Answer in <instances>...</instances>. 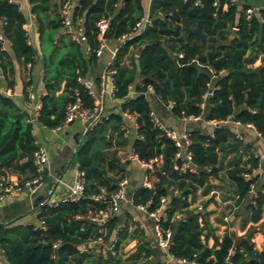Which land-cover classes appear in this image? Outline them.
I'll return each instance as SVG.
<instances>
[{"label":"trees","instance_id":"16d2710c","mask_svg":"<svg viewBox=\"0 0 264 264\" xmlns=\"http://www.w3.org/2000/svg\"><path fill=\"white\" fill-rule=\"evenodd\" d=\"M59 1L61 7L68 0ZM29 4L38 27L45 91L40 98L37 122L54 130L62 126L70 103L79 100L84 108L93 107L88 89L78 79L96 64L95 51L101 45L96 24L108 20V39L118 41L144 18V10L142 0H75L72 21L76 25L81 20L85 43L91 52L85 59L80 44L63 29L60 11L52 0H29ZM247 10L246 7L240 10L231 0H151L150 24L121 43L109 66L113 72L114 98L122 100L121 114L134 116L137 125L133 156L140 162L160 159L157 166L145 171L149 186H140L132 193V207L149 202L148 211L154 212L160 207V198H167L165 217L158 222L163 232H172L167 252L190 263L226 264L228 258L230 264H264V250L255 249L251 235L235 243L229 233L220 241L214 239L209 248L202 240L200 213L188 210L189 195L199 188L206 192L213 188L210 179L218 178L219 152L227 147L229 129L218 127L211 136L189 133L191 145L186 153L191 155L190 168L175 170V166H182L183 158H176L180 151L166 132L153 126L149 116L152 108L145 94L151 88L159 102L165 106L172 104V114L178 118L199 117L212 77L221 74L207 100L206 119L232 118L240 125H251L264 141V10L249 19ZM61 29L63 33L57 38ZM234 30L236 35L231 37ZM4 42L9 44L15 59L22 60L24 65L33 64L35 51L28 44L26 18L11 0H0V69L8 78L13 76V68ZM138 48L141 53L135 58ZM257 60L261 66L254 69ZM136 73L142 83L135 88V95L129 97ZM13 86L12 79L9 88ZM121 122L118 114L102 118L88 131L86 143L77 153L84 199L40 207L38 218L43 222L40 228L0 224L3 264H160L148 263L149 250L143 244L128 261H122L123 244L141 236V232H129L127 222L118 231L117 215L103 224L88 217L89 213L107 210L109 195L123 177L117 174L114 177L118 178H107L102 166L107 164L110 171H115L118 161L115 153L110 154V159H98L100 149L111 148L113 140L123 136ZM32 131L29 114L11 97L0 94V178L24 181L36 175L33 153L37 147ZM244 150L246 161L239 157L225 171L233 187L235 206L250 196L252 186L259 184L256 198L246 207L249 217L242 226L264 218V181L259 183V176L253 175L259 159L249 147ZM245 174L250 178H244ZM180 192L179 197L175 195ZM99 195L103 200H93ZM177 214H181L179 219L175 217ZM98 242L102 245L112 242L105 257L96 254ZM90 243L95 244L91 250L81 249Z\"/></svg>","mask_w":264,"mask_h":264},{"label":"crops","instance_id":"0c3cea01","mask_svg":"<svg viewBox=\"0 0 264 264\" xmlns=\"http://www.w3.org/2000/svg\"><path fill=\"white\" fill-rule=\"evenodd\" d=\"M11 1L19 6L20 11L26 18V34L28 37V44L35 51V59L32 65H24L22 60L15 59L9 47V44L4 42L3 48L9 54L13 68V76L5 78L0 69V94L11 97L17 104V106H19L22 110L26 111L29 114L33 123L32 133L34 136L35 145L37 148H41L45 151L48 158V163L45 166L44 184L37 195L30 197L29 195L22 193L21 195L11 196L0 203V224H9L13 226L31 225L36 228H40V220L38 218V203L40 199L45 196L47 189L50 187H53L55 189L53 197L54 200L62 198L73 188L75 177L79 172L77 153L80 150L81 146L86 143L87 133L90 129L86 128L85 123L78 121L69 124L68 126L61 128L60 130L47 129L37 122L38 112L40 110V98L45 94L44 84L42 82L43 62L39 48L38 27L36 24V18L31 13L29 0ZM72 2L74 6L75 0H72ZM150 2L151 0H142L144 18L148 19ZM233 3L240 10L246 7L252 12V15L261 10H264V0H233ZM52 4L58 6V11H60L59 8L61 7L59 5V0H52ZM62 33L63 30H59L56 37L58 38L59 34ZM102 44L104 46V50L101 56L97 57L95 67L88 70L86 76L81 79L82 82L87 85L90 93H92L93 95H98L101 74L112 63L116 50L119 48V41L116 40L107 39L103 41ZM80 46L85 59H87L91 53L88 46L85 42L80 44ZM134 57L137 58L135 53ZM127 64H129V60L127 61ZM259 66H261V62L257 60L253 65V68L255 69ZM219 76H221V74H219ZM219 76L212 77L208 87V92L204 95V108L201 110L202 114L198 118H178L174 116L171 111L172 104L165 106L156 99L153 94V90L151 88H148V91L145 95L152 108L151 112H153L159 119L162 130L167 133L175 134L178 137H182L183 135L189 134L191 132H199L202 135L211 136L214 130L218 127L228 128L231 132V136L226 143V149H224L225 153L223 154L225 155L222 157L223 161L226 157L229 160V162L225 166V170L228 169V166L232 161L238 159L239 157H241L242 162L246 161L247 158L243 155V152L245 151L244 149L246 147H249V150H251L254 156L259 159V169L257 171V175L259 176V183H261V181H264V141L256 134L254 128L250 127L249 125H240L232 118L226 121H217V123L215 124H209V121L206 119L207 113L209 111L207 100L210 96L211 91L214 89L215 83ZM12 79L14 82V86L12 88H9V83ZM141 83L142 79L140 78L139 73H136L134 84L129 92V97L135 95L134 90L137 86H141ZM27 84H29V86H26ZM107 91V95H105V97L101 100L103 118H107L111 114L121 115V126L125 132L123 133L122 137H120L119 139L117 138L118 142H116L117 140L115 139L113 140V146L111 148L100 149L98 159L99 161L101 159H110V154L115 153L118 160L115 163V171H110L107 164H102L107 174V178H118L114 177L117 174L123 176L122 179L126 180L128 183L127 189L130 188L133 193L135 189L140 186H144L147 183L145 174L146 169L142 167L140 163H138L139 160L136 161V158L133 156V144L136 139L137 125L135 119L133 120L131 119V117H128V114H121L120 107L122 104V100L115 99L113 95L110 94L109 85H107ZM25 93H27V95L31 93L34 98L30 100L28 96H25ZM132 117L134 118V116ZM106 137H108V134ZM220 153H222V151L219 152V159ZM218 168L219 176V174L224 171H222L221 161L218 165ZM224 178H226V176ZM219 179H221V177L214 179L215 183H218ZM226 182L232 189V193H228L227 196L230 195V197L235 200L233 187L228 182L227 178L225 180V183ZM211 185L213 186V188L208 192H206L203 188H199L194 194L188 196V202L190 203L188 210L190 212H202L201 207H196V202H198V200H205V208L207 206H210L206 202L213 198L219 204H221L222 201L220 199V190H214L216 186H214L213 184ZM256 186H259V184H257ZM256 189H258V187ZM102 194H105L104 190H102ZM196 194L198 196V200L195 202L193 198ZM226 200H229L225 201V204H227V208L228 205H231L229 204L231 202V199L228 198ZM250 200L251 195L248 196V198L245 199L239 206L231 205L233 206L232 209L234 211H237V214H239L240 216L242 208V211H246L247 205L249 204V202H251ZM195 207L197 208V210L194 211ZM116 215L120 218L118 231L119 229H122L127 222L129 232H133L135 230L141 232V236L133 240H128L123 244V247L120 251V257L122 261H128V259L136 252L137 247L143 244L146 245L147 249L149 250L148 263L157 262L160 264H176L167 252L168 247L161 248L157 246L155 238V222L145 214L139 212L136 207H132L131 200L129 202L126 200V202L121 205ZM126 215L129 216L127 220ZM175 217L176 219H179L181 217V214H177ZM228 219L230 222H232L233 220L235 221L233 229H225L224 227L220 226L219 228H221V230H218L217 227H213V229L210 230L211 235H209L210 237H208L207 240L206 238L204 240V238L202 237L203 242L209 248L213 246L214 239L220 241L224 234L235 233L237 228V221L240 220V217H228ZM239 226L240 230H238V234L240 235V237L245 236L247 238L249 236V233L246 234V232L254 227L255 224L248 222L244 226H241L240 223ZM251 232L254 233L257 231L253 229ZM258 232L260 233H254L255 239L253 240L251 238V240L252 243L254 242L253 244H255V249L261 252L264 250V228L262 230L260 229ZM171 237L172 232H170V239ZM258 240H260V242ZM236 241L237 240L235 239V242ZM111 244L112 242L106 245H102L101 243H97L96 245L90 243L82 246L81 249L85 251L91 250L92 246L95 245L96 254L101 253L102 255L104 254L103 256L105 257ZM3 262L4 259L0 250V264H3ZM226 264H230V262H227Z\"/></svg>","mask_w":264,"mask_h":264},{"label":"built area","instance_id":"2783aa9c","mask_svg":"<svg viewBox=\"0 0 264 264\" xmlns=\"http://www.w3.org/2000/svg\"><path fill=\"white\" fill-rule=\"evenodd\" d=\"M233 3V0H231ZM72 8H73V2L72 0H68L64 2L60 8V14L62 17V26L65 32L70 36V38L78 43L82 44L85 42V38L83 36V30L80 25L81 20L79 19L77 21V24L74 25L72 21ZM252 15V12L250 10H247L246 12V18L249 19ZM150 24V20L148 18H143L140 20L139 23L136 24L133 31L131 33L123 35L118 41L119 46L121 43L130 40L131 38L137 36L146 26ZM98 29V38L101 41L100 47L95 51V56L100 57L103 50V41L102 36L106 31H108V20H101L97 24ZM117 51V50H116ZM116 54V53H115ZM179 57L181 58L182 55L180 54ZM110 66V65H109ZM109 66L102 72L100 81H99V93L98 95H93L90 93L89 88L86 84L82 82V80L79 78L78 82L83 84L86 89L89 91V95L93 101V107L91 109H86L83 107V105L79 102V100H76L74 103H70L65 111V117L64 122L62 126L56 128L57 130H60L63 127L68 126L69 124H72L76 121L85 123V126L87 129H92L95 125L101 122V119L103 118L102 115V108H101V100L107 95V85L110 86V94L114 97L115 87H114V81L112 78L113 72L109 70ZM151 90V89H149ZM28 98L32 100L34 96L30 93L28 95ZM201 110L204 108V103L200 106ZM150 120L154 127L161 129V123L159 119L156 117V115L153 112H150L149 114ZM128 117H131V119H135L132 116L128 115ZM191 118H198V117H191ZM217 121H209V124H215ZM252 127L251 125H249ZM256 134L260 137V135L256 132ZM166 136L170 138L177 149L180 151L176 155V158H179L182 156L183 158V164L180 168L175 166V170H181L185 171L186 169L190 168L191 164V155L186 153V149L191 145V141L189 139V135H183L182 137H178L175 134L167 133ZM33 161L36 166V175L28 180L24 181H18L15 177H9V178H0V203H2L5 199L14 196V195H21L22 193H25L29 195L30 197L35 196L39 193V190L44 184V177H45V166L48 163V158L45 153V151L41 148H37L33 153ZM136 161H138L136 159ZM140 165L144 167L146 170H152L154 166H157L160 163L159 158H154L149 160L148 162H140ZM258 168L253 171V175L257 174ZM246 179L250 178V175L245 174L243 176ZM127 181L124 179H121L116 184V190L109 195L108 198V208L106 211H100L97 213H89L88 217L92 222L103 224L105 223L111 216L116 215L123 203L126 202V190H127ZM145 187L149 186L148 183L144 185ZM54 192L55 189L53 187H50L47 189L45 196L40 199L38 203V215H39V208L40 207H55L60 203H77L84 199L83 192H84V186H83V173L78 172L73 188L70 190V192L66 195H64L62 198L58 200H54ZM257 189L256 186L251 187V200L256 198ZM264 194V190H263ZM93 200L95 201H101L103 200V196H94ZM160 207L154 211L149 212L148 206L149 202L146 205H140L136 208L139 212L145 214L147 217L152 219L155 222V238L157 246L161 248H166L171 244L170 239V231L163 232L160 227L158 226V222L161 218H164V211L167 207V198L162 197L160 198ZM43 226V222L40 221V227ZM101 243V242H98ZM56 247V246H54ZM112 247H109L108 252H110ZM232 253V250L229 251V255ZM171 259L176 264H197V263H190L185 259H175L171 256ZM227 262H229L228 258L226 259Z\"/></svg>","mask_w":264,"mask_h":264},{"label":"rangeland","instance_id":"374dc122","mask_svg":"<svg viewBox=\"0 0 264 264\" xmlns=\"http://www.w3.org/2000/svg\"><path fill=\"white\" fill-rule=\"evenodd\" d=\"M223 153H225V150H224V152L222 151V153H220V161L222 162V171L224 170L218 176V177H221V179H219L218 183H215V181H212L213 185L216 186L214 190H220V199L222 201L221 204H219L213 198L211 200H208V202H206L210 206L209 207L207 206L205 208V206H204V201L205 200L204 199L198 200L197 199V197H198L197 194L194 195V198H193L195 202L198 200V202H196V205H197L196 207H201V211L202 212H200V215H201V218H200L201 222L200 223H201V227L203 229V238H204V240H205V238L207 240V238L210 237L209 236V235H211L210 230H212L213 227H217L218 230L219 229L221 230V228H219L220 226L224 227L225 229H229V228L233 229L235 221L233 220L232 222H230L228 217H235V218L240 217V220L237 221V228H236L235 233H231L236 240H240L242 237H240V235L238 234V230H240V226L239 225L241 223V226H242L243 221L249 217V213L247 214L246 211H242L243 208H242V210L240 212L241 213L240 216H239V214H237L238 213L237 211H234L232 209V207L234 206V201L235 200L233 198H231L230 195L227 196L228 193H232L231 192L232 189H231L230 185L227 182L225 183L226 178H224L225 177V171H226L225 170V168H226L225 166L227 165L229 160L227 159V157L224 158V161L222 160V157L225 155ZM222 183H223V185H222ZM257 187L258 186H256V188ZM228 198L231 199V202L229 204H231L233 206L228 205L227 208H226L227 204H225V201H229V200H226ZM196 207L194 208V211L197 210ZM252 228L255 229V231H257V232H254V233H260L258 231L260 229L262 230L264 228V219H262L259 223L255 224V226L252 227ZM252 228L249 229V231H247L246 234L249 233L248 235H251V238L254 240L255 236H254V233L251 232L253 230ZM223 234H224V232H223ZM258 241L260 242V240H258ZM251 242H252V240H251Z\"/></svg>","mask_w":264,"mask_h":264},{"label":"water","instance_id":"95a60500","mask_svg":"<svg viewBox=\"0 0 264 264\" xmlns=\"http://www.w3.org/2000/svg\"><path fill=\"white\" fill-rule=\"evenodd\" d=\"M235 35H236V31L234 30V31L232 32V36H231V37H235ZM107 39H108V31H106V32L104 33V35L102 36V40H107ZM140 53H141V48H138V49L136 50V52H135V55L138 57V56L140 55ZM263 66H264V62H263ZM210 181H211V184H213L212 181H214V179L211 178ZM131 194H132V190H131L130 188L127 189V190H126V200H127L128 202L131 200ZM180 195H181V192L178 193L176 196L179 197Z\"/></svg>","mask_w":264,"mask_h":264}]
</instances>
